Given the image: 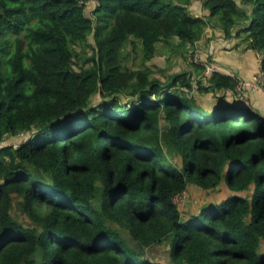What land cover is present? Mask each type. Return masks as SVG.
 I'll return each instance as SVG.
<instances>
[{"label": "trees", "instance_id": "16d2710c", "mask_svg": "<svg viewBox=\"0 0 264 264\" xmlns=\"http://www.w3.org/2000/svg\"><path fill=\"white\" fill-rule=\"evenodd\" d=\"M86 1L0 0V141L30 132L0 146V264H161L136 247L166 239L178 264H264V114L227 100L236 75L162 79L124 52L140 43L146 62L161 40L245 25L264 72V0H204L206 15L192 0H98L95 17ZM223 182L232 194L183 219L177 194Z\"/></svg>", "mask_w": 264, "mask_h": 264}, {"label": "rangeland", "instance_id": "374dc122", "mask_svg": "<svg viewBox=\"0 0 264 264\" xmlns=\"http://www.w3.org/2000/svg\"><path fill=\"white\" fill-rule=\"evenodd\" d=\"M98 0H87L85 3L86 13L89 16L95 17L94 9L96 8V3ZM193 3L195 0H192ZM204 0H196L194 5L190 8L191 12H193L194 15H199L194 12H197L199 10H202L204 8L203 6ZM246 3V2H245ZM247 4V3H246ZM245 7V6H244ZM248 12H250L249 6L246 7ZM253 14V11H252ZM216 23H219V20L217 17L214 18ZM217 26V25H216ZM221 27V26H220ZM236 28V27H235ZM223 30V29H222ZM245 36H247V33H244ZM239 34H233L230 36H227V39L233 40L235 38H238ZM159 49L157 50L156 55L146 62H143V52H142V46L140 43H138L137 48H133V46L130 43H127L124 47L125 54L128 55V58L125 60L127 64L130 66H143V65H149L152 69V74L155 77L166 79L169 75L181 72V71H188L189 73H192L194 81L198 79H204L205 75L203 73V70L200 69L196 64V62H193L190 60V51L185 52L184 48H178L173 44L166 43L165 41L161 40L159 41ZM77 52H78V61L79 63H83V60L92 54L93 52V46H95V40L93 33L89 34L87 40L85 42H80L75 44ZM194 49H197L196 47ZM250 50L256 53V48H254L252 45L248 48L240 47V51H246ZM165 51V52H164ZM258 51V50H257ZM203 55L209 59V55L204 54V52L201 50ZM160 56V57H159ZM79 64H77L78 66ZM88 65V64H87ZM204 81H208L206 78ZM208 101H215V99L212 97L211 94H208L206 97ZM101 96L98 94L94 95L92 101L93 103H97L100 101ZM30 132L22 133L18 136H11L3 141H0V146L6 145V144H19L20 141H23L27 137H29ZM176 152H174L175 160L179 163L180 157H176ZM233 191L229 189L226 184L223 182L220 187L216 188L215 190H208L205 188L198 187L197 184H192V186L183 193V196L186 197L185 202L180 201L178 204L183 212V219L189 216L191 213L198 212L201 207L206 203H215L218 201H221L225 198H227L230 194H232ZM252 188L243 190L241 194L243 195H251ZM20 198H17L13 201L12 204V213L13 215L18 218L20 221H22L24 224L28 225L31 224V221L27 215H25L20 207ZM115 225L119 226L115 223ZM122 231L126 232L128 236L130 233L125 228L119 226ZM129 233V234H128ZM130 242L136 247L137 242L134 240H130ZM141 250H144L148 257L151 259L161 263V264H178L175 261H173L171 257V242L169 239H166L160 243H155L151 246L146 247H136Z\"/></svg>", "mask_w": 264, "mask_h": 264}, {"label": "crops", "instance_id": "0c3cea01", "mask_svg": "<svg viewBox=\"0 0 264 264\" xmlns=\"http://www.w3.org/2000/svg\"><path fill=\"white\" fill-rule=\"evenodd\" d=\"M195 2L196 0L194 3ZM237 2L240 6H249L250 11L253 8L251 4H246L245 0H237ZM194 3L192 1L190 8ZM194 13L206 15L209 11L203 8ZM243 26L245 25H237L233 30V34H239V37L233 40L227 39L222 27L218 25L216 26V24H211L206 28L203 37L197 42L182 45L179 37H173L169 44H173L176 49L183 47L185 52L196 47L197 49L202 50L204 54L209 55V60L218 67V71L230 75H236L238 78L251 79L254 78L256 72L260 70L262 56L259 50H256V53L250 50L240 51V47L248 48L250 46L247 36L244 34L245 32H239L240 27ZM159 44L160 43L157 45V50L159 49ZM205 78L206 77H204V79ZM204 79L202 80L204 81ZM227 96L229 102H239L240 97L243 101L248 104L251 103L264 114V87L259 91H249L246 95L227 92Z\"/></svg>", "mask_w": 264, "mask_h": 264}, {"label": "built area", "instance_id": "2783aa9c", "mask_svg": "<svg viewBox=\"0 0 264 264\" xmlns=\"http://www.w3.org/2000/svg\"><path fill=\"white\" fill-rule=\"evenodd\" d=\"M191 51L192 52L190 54V60L203 66V73L206 78L218 71V67L211 60L205 57L200 49L191 48ZM263 87L264 72L260 69L256 72L254 78H238V82L235 87V92L238 95H246V93L249 91H259L263 89ZM184 192L179 193L175 196L174 200L177 203H179L180 201L185 202L186 197L183 196Z\"/></svg>", "mask_w": 264, "mask_h": 264}]
</instances>
